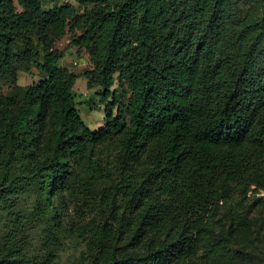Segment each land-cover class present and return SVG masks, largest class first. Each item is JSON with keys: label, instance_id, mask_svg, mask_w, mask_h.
<instances>
[{"label": "trees", "instance_id": "16d2710c", "mask_svg": "<svg viewBox=\"0 0 264 264\" xmlns=\"http://www.w3.org/2000/svg\"><path fill=\"white\" fill-rule=\"evenodd\" d=\"M46 1L0 0V80L17 79L21 67L43 77L17 94L0 89L4 138L13 146L50 117V154L29 169L47 172L48 202L73 191L71 159L97 174L87 148L117 152L126 182L82 227L91 264H206L220 205L264 191V0H53L50 9ZM76 47L93 68L61 65ZM80 77L102 87L106 124L97 131L75 103ZM116 81L127 85V103L112 91ZM19 194L7 181L0 210L15 214ZM32 263L22 247L0 251V264Z\"/></svg>", "mask_w": 264, "mask_h": 264}, {"label": "rangeland", "instance_id": "374dc122", "mask_svg": "<svg viewBox=\"0 0 264 264\" xmlns=\"http://www.w3.org/2000/svg\"><path fill=\"white\" fill-rule=\"evenodd\" d=\"M65 2L72 0H62ZM53 4V0H47L45 8L50 9ZM61 65L76 73L93 68L87 51L77 47L67 51ZM42 78L37 68L21 67L17 79L0 80V89L17 94ZM100 91L101 86L91 87L85 77L78 79L73 90L79 113L92 131L106 124L107 105L101 100ZM112 91L127 103L130 91L126 84L116 81ZM20 107L19 103L9 111L18 113ZM4 113L0 109V189L8 181L20 194L12 197L16 199L15 214L0 210V251L22 247L32 264H91L95 252L82 227L97 215L100 201L111 199L116 187L126 182L128 174H124L117 152L108 144L87 148L98 165L97 174L84 164L88 162L86 159L82 165L71 159L69 181L76 183L73 191L66 188L53 192L48 202L42 190L47 172L35 178L29 169L34 164L45 165L56 129L47 116L34 123L30 131L18 132L14 145L10 146L3 133L8 128ZM13 122H17L16 116ZM215 221L212 242L215 254L206 264H264V191L250 192L247 197L235 194L220 205ZM142 241L153 240L145 236Z\"/></svg>", "mask_w": 264, "mask_h": 264}]
</instances>
